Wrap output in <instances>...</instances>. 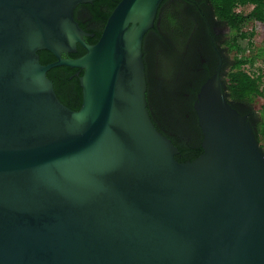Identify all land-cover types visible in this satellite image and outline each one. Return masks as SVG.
Wrapping results in <instances>:
<instances>
[{"label": "water", "instance_id": "95a60500", "mask_svg": "<svg viewBox=\"0 0 264 264\" xmlns=\"http://www.w3.org/2000/svg\"><path fill=\"white\" fill-rule=\"evenodd\" d=\"M163 1L119 0L91 44L74 12L92 0H0V264H264V149L223 59L193 102L197 157L151 118L143 40ZM56 66L79 69L77 110Z\"/></svg>", "mask_w": 264, "mask_h": 264}, {"label": "trees", "instance_id": "16d2710c", "mask_svg": "<svg viewBox=\"0 0 264 264\" xmlns=\"http://www.w3.org/2000/svg\"><path fill=\"white\" fill-rule=\"evenodd\" d=\"M118 1L92 0L91 3H82L75 8L74 16L79 25L85 31L94 34L92 37H86V42L92 44L98 40L108 15ZM169 1L164 0L162 2L156 21L159 20L158 17H160L161 10L163 14L165 12L164 19H162L160 25V28L165 30L163 31L165 36L160 35L158 39L166 46L165 48H171V44L176 43L175 39L179 35H182L185 40L184 47L179 50L180 53L177 56L179 73L175 88L172 91L176 107L175 113H172L169 109L170 102L168 97L171 96L170 90L165 87L161 78L155 75L150 60L146 62L144 58L147 81L146 97L154 124L176 145L178 153L175 155V158L183 162L194 159L202 152L200 144L202 135L196 112L193 108V102L200 85L213 73L216 59L211 58L202 62V58L206 59L204 51L200 50L201 45L197 43L195 38H192L193 34L191 30L194 24L187 5L193 4L194 0H175L172 5H167ZM208 2L202 0L201 3L209 4L214 10L215 17L224 21L229 28L228 39L225 41V45L229 51H235L236 53L249 52L246 56L235 58L226 75L225 94L227 100L238 110L241 104L249 105L254 97L263 96L261 72H249L245 69V65L253 66L255 60L264 54V49L253 52L251 38L254 32L244 31L243 26L248 20L264 24V0H208ZM176 6L184 9L183 20H178V17H180L178 12H171V9L173 10ZM245 6H251V9L246 13L237 10L238 7ZM84 52V48L78 44L77 51L69 53L66 57L75 58ZM38 54L39 61L42 64L56 60L54 55L47 50H40ZM75 70L79 69L68 66H56L47 72V76L53 82L57 97L62 103L73 110H77L82 103L81 87L78 78L73 77L72 82L68 80V77L73 75ZM66 82H70V88ZM149 97H151V100H149ZM150 105L153 106V110L156 111L157 115H160L164 119L163 122H170L172 126L176 127L180 138L170 136L161 129L151 113ZM262 109L264 110V103L262 104ZM253 127L258 141L264 149V117L260 121L255 122Z\"/></svg>", "mask_w": 264, "mask_h": 264}, {"label": "rangeland", "instance_id": "374dc122", "mask_svg": "<svg viewBox=\"0 0 264 264\" xmlns=\"http://www.w3.org/2000/svg\"><path fill=\"white\" fill-rule=\"evenodd\" d=\"M175 2V0H170L167 5H172ZM166 5V6H167ZM251 9V6H245V7H238V11L242 12H248ZM183 8L176 6L171 9L172 13L178 12L180 17H178V20H183ZM165 14V12H164ZM164 14L161 10L160 13V19H164ZM161 29V28H160ZM165 29V28H164ZM244 31H253L254 35L251 38V41L253 43V52H256L260 49H264V24L258 23L254 20H248L246 24L243 26ZM165 31V30H162ZM176 32V31H175ZM165 36V33H164ZM169 38V37H168ZM173 39V37H172ZM176 43L171 44V48H165L164 44L160 42V40H153L151 42V51L149 53V60L150 64L152 66V69L156 76L160 77L163 84L165 85L168 90L171 92V96L168 97L169 99V109L172 113H175L176 107L175 102L173 99L172 91L175 88L176 82H177V76L179 73V65H178V54L180 53L179 50H181L184 46V37L182 35H179L175 39ZM223 48L224 45H223ZM249 52H240L236 53L235 51H224V55L227 57V61L229 64L226 66L224 70V77L226 79V75L228 70L231 68L232 64L235 61V58H241L243 56L248 55ZM245 69L249 72H261L262 74V88H263V96H257L253 98V101L249 104L252 111V117L254 122H258L264 117V110L262 109V104L264 103V54L258 57L253 66L245 65Z\"/></svg>", "mask_w": 264, "mask_h": 264}, {"label": "flooded vegetation", "instance_id": "af4514ba", "mask_svg": "<svg viewBox=\"0 0 264 264\" xmlns=\"http://www.w3.org/2000/svg\"><path fill=\"white\" fill-rule=\"evenodd\" d=\"M181 1V0H178ZM207 3L208 0H206ZM202 0H194V3L188 6L189 12L191 13V16L193 18V29L191 30V33L193 34L192 38H195L197 43L200 44V50L204 51L205 58H202V62H205L207 60H210L211 58L216 59L215 68L218 64V60L221 57L223 59L222 67L223 70H225L226 66L229 64L227 59H225L224 51L226 49L229 51L228 47L225 45V41L228 39L229 34V28L227 24L224 21L219 20L214 15V10L209 4L201 3ZM159 20L155 21V26L146 33L144 36V58L146 62H149V53L151 51V42L153 40L159 39L160 35H164L162 29H160L161 25V19L158 17ZM207 45V46H206ZM223 45L225 48H223ZM69 53H64L62 56L66 57ZM215 70V69H214ZM79 70H75L73 75H70L68 77V80L71 81L73 77L78 78L77 72ZM59 78V77H57ZM72 82V81H71ZM69 84L70 88V82H66ZM70 91V89H69ZM149 100H151V97H149ZM151 113L153 114L154 119L157 121L158 125H160L161 129L169 134L170 136H179V132H177V129L175 126H172L170 122H163L164 119L158 116L156 111L153 110V106L150 105ZM239 111L242 114H245L248 116L249 120L251 121L252 125H254V120L252 117V111L250 110V105L241 104V107H238ZM163 122V123H162Z\"/></svg>", "mask_w": 264, "mask_h": 264}]
</instances>
